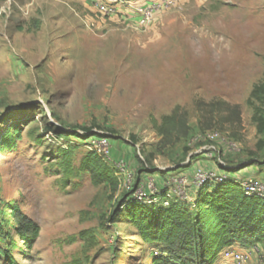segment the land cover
I'll use <instances>...</instances> for the list:
<instances>
[{
  "label": "rangeland",
  "instance_id": "374dc122",
  "mask_svg": "<svg viewBox=\"0 0 264 264\" xmlns=\"http://www.w3.org/2000/svg\"><path fill=\"white\" fill-rule=\"evenodd\" d=\"M143 1L0 0V140L20 128L15 148H0V211L11 220L2 207L15 200L40 228L31 250L11 251L18 264H152L155 249L113 214L122 186L93 185L87 174L58 182L59 144L70 139L78 158L89 151L85 131L129 149L135 177L170 175L187 152L208 150L218 164L254 161L264 184V0H173L140 26L125 15ZM108 2L115 13L100 11ZM200 101L239 107L238 120L217 113L204 128L227 145L191 141L203 131ZM175 107L189 136L165 144L152 122ZM259 248L247 264H264Z\"/></svg>",
  "mask_w": 264,
  "mask_h": 264
},
{
  "label": "trees",
  "instance_id": "16d2710c",
  "mask_svg": "<svg viewBox=\"0 0 264 264\" xmlns=\"http://www.w3.org/2000/svg\"><path fill=\"white\" fill-rule=\"evenodd\" d=\"M197 111L199 126L203 131L211 127L214 114L226 112L228 118L239 119V107L223 101H200ZM152 123L165 144H175L189 136L187 113L179 107L163 116L160 123L156 120ZM94 134L85 131L79 135V139L86 145V141ZM96 135L110 139L102 134ZM19 136V127L6 131L0 140V148L14 149ZM72 145L70 139H63L58 146L56 164L61 172L58 182L66 185L80 175L87 174L93 185L122 186V177L111 163H106L90 150L76 158ZM183 161L175 166L182 165ZM227 163L243 167L256 164L252 160L240 159ZM221 172L226 173L227 178L222 182H206L198 187L192 203L173 199L168 205H163L160 200L146 203L133 198L134 188L143 180L138 174L131 188H123L113 214H120L124 222L135 228L140 241L157 250L150 255L152 264H214L222 250L234 244L242 247L264 245V197L244 194L232 181L233 167H222ZM157 173L162 179L168 175ZM158 190V196L163 197L164 187L161 184ZM2 209L12 219H6L0 211V261L18 264L11 251L15 248L31 250L39 238L40 228L21 212L17 201H7ZM10 223L15 238L12 237ZM80 235L88 242L94 240L89 231H82ZM18 241L21 242L19 247Z\"/></svg>",
  "mask_w": 264,
  "mask_h": 264
},
{
  "label": "built area",
  "instance_id": "2783aa9c",
  "mask_svg": "<svg viewBox=\"0 0 264 264\" xmlns=\"http://www.w3.org/2000/svg\"><path fill=\"white\" fill-rule=\"evenodd\" d=\"M173 4V0H155L150 3L131 5L125 15L133 23L140 26L151 24L157 15ZM100 11L104 14H113L116 9L112 3H101ZM193 143L202 141L221 142L228 144L226 139L217 131L206 130L197 133L191 140ZM90 151L102 158L106 163H111L122 177V187L129 189L135 181L131 165L125 157L114 158L112 155L113 142L104 136L89 138L85 145ZM227 178V174L219 171L216 167L199 168L196 167L191 175L181 172H175L166 175L163 179L157 180L155 177H147L140 181L134 188L132 196L135 200L141 202L162 201L163 205H168L170 200L178 199L192 203L195 197V190L206 182H222ZM232 181L246 195H256L264 197V184L255 177L239 178L233 177ZM161 184L164 187L163 197L158 196V187ZM260 251L259 245L250 246L246 250H236L227 247L219 255L220 259L229 261L231 264H247L253 253Z\"/></svg>",
  "mask_w": 264,
  "mask_h": 264
},
{
  "label": "crops",
  "instance_id": "0c3cea01",
  "mask_svg": "<svg viewBox=\"0 0 264 264\" xmlns=\"http://www.w3.org/2000/svg\"><path fill=\"white\" fill-rule=\"evenodd\" d=\"M140 1V0H137ZM148 1L151 0H144L143 2L147 3ZM124 145H122V143L119 142H113V149H112V155L114 158H117L118 155H122L123 157H125L128 161L131 157V151L129 149H127L126 147H123ZM120 149V150H119ZM199 152V151H196ZM197 153H189L187 152V155L185 157V160L183 161L182 165L179 166H174V168L172 167V170L170 171H177V172H181V173H187V174H191L192 171L196 168H212V167H216L218 168V170H222V167H233L234 168V172H233V177H239V178H246V177H253V173L256 172L253 169H251L253 167V165H249V166H239L237 164H228L227 162L221 161L219 164L215 163L212 159L214 158V153L212 151H200V155L196 156ZM221 164V166H220ZM223 164V165H222ZM168 168V167H167ZM170 168V167H169ZM168 171H165V173H167ZM139 176L142 179H145L147 177H155L157 180H161L162 178H160L161 176H159V174L154 171L152 173L149 172H141L139 173ZM239 244H234L231 246V248L236 249V250H246L249 249V247H238ZM264 246V245H263ZM152 249H154L152 247ZM157 252V250L155 249V253ZM261 252V251H260ZM256 255H258L257 253H253L252 255V259L253 257H255ZM214 264H220V261H216Z\"/></svg>",
  "mask_w": 264,
  "mask_h": 264
}]
</instances>
